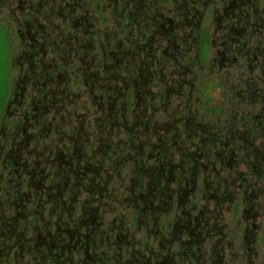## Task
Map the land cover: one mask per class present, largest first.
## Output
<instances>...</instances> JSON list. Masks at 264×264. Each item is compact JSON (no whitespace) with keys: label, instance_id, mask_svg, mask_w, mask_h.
Listing matches in <instances>:
<instances>
[{"label":"flooded vegetation","instance_id":"obj_1","mask_svg":"<svg viewBox=\"0 0 264 264\" xmlns=\"http://www.w3.org/2000/svg\"><path fill=\"white\" fill-rule=\"evenodd\" d=\"M1 9L0 264H264V0Z\"/></svg>","mask_w":264,"mask_h":264},{"label":"rangeland","instance_id":"obj_2","mask_svg":"<svg viewBox=\"0 0 264 264\" xmlns=\"http://www.w3.org/2000/svg\"><path fill=\"white\" fill-rule=\"evenodd\" d=\"M85 1H88V0H84V2ZM23 13H21L20 10L15 12V14L18 15L19 19H22L24 17L25 13L28 14L27 8L25 10L24 15H23ZM100 14L104 15L106 17V16H108V11H106L104 14H102V13H100V11H98L97 15L99 16ZM0 18L3 19L2 20L3 23H6V21H9L11 23V25L9 26L11 36L9 35V32L7 31L6 26L3 24H0V116H1V112L3 109V102L5 100V95L7 93V87H5L6 86L5 84H6V81L8 79L9 71H10L9 63H10L11 50L13 51V55H16V52L18 51V47H19L18 45L20 43V40H19L18 35L15 33V29H16L15 22L8 15L7 11L1 9ZM100 18H101V16H100ZM4 19L6 21H4ZM97 24L99 25L100 22H98ZM105 25L108 26L109 22L103 23L102 27H104ZM104 30H106V27L104 28ZM10 37L12 39V42H11ZM11 44L13 45V49H11ZM18 67H19V65L16 66L17 69H18ZM99 72H103V70L101 68H99ZM16 73H17L16 69H14L11 72V74H16ZM78 82H81V81L75 80L74 83L72 82L73 84L69 85V88L71 89V91L78 92L79 90L84 89L85 86L82 83L78 84ZM175 100L176 99L174 98V96H171V101H175ZM169 108L171 109V106ZM94 109L95 108H91L92 111ZM92 119H93V115L90 114L89 121ZM138 237H140V236H138Z\"/></svg>","mask_w":264,"mask_h":264}]
</instances>
